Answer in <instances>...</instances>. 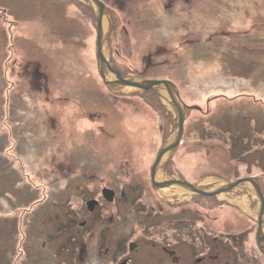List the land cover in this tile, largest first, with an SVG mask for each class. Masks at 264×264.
Masks as SVG:
<instances>
[{"label": "rangeland", "instance_id": "374dc122", "mask_svg": "<svg viewBox=\"0 0 264 264\" xmlns=\"http://www.w3.org/2000/svg\"><path fill=\"white\" fill-rule=\"evenodd\" d=\"M101 1L105 78L94 1L0 0V264H116L117 244L145 239L182 255L154 264L220 242V264H264L255 219L234 206L255 202L250 182L163 197L150 171L174 105L113 82L171 79L190 105L158 179H264V0Z\"/></svg>", "mask_w": 264, "mask_h": 264}, {"label": "water", "instance_id": "95a60500", "mask_svg": "<svg viewBox=\"0 0 264 264\" xmlns=\"http://www.w3.org/2000/svg\"><path fill=\"white\" fill-rule=\"evenodd\" d=\"M92 1L95 2L97 11H98L97 13V54H98L100 72L103 78H105L106 75L104 73L103 68L105 65L110 68V65L108 64L106 57L102 53L103 52L102 26H103V16L104 14H107L106 6L101 0H92ZM115 73L118 76V79L113 80V82L117 83V85H120V84L121 85H131L136 88L143 89V90H153L157 92L158 95L161 94L159 90L161 88H165V90L168 92V95L170 96V99H171L170 102L174 105V108L176 110L177 128L175 130L173 138L163 144L152 166L151 175L153 178L154 187H162V186L169 185V184H177L181 186L184 190L190 193L212 196V195L221 194L222 192L226 190L243 188L240 186H245V184H248L250 182V184L253 186L254 192L256 196L258 197V201H259L260 210L258 211V214L256 216V219L258 222V239H259V242L261 243V246L264 248V244H263V241H264V194L262 192L258 178L256 177L239 178L233 182H224L215 189H207L204 185L200 183H192V182L181 180V179H167V180L157 181L156 171L158 167L160 166V163L163 162L166 156H170L181 142L183 131H184V121L186 117L187 106L183 102L176 84L171 80H168V79L167 80L166 79L157 80V79H144V78L141 80L139 79L132 80V79H129V76L125 77L121 72L117 70L115 71Z\"/></svg>", "mask_w": 264, "mask_h": 264}, {"label": "flooded vegetation", "instance_id": "af4514ba", "mask_svg": "<svg viewBox=\"0 0 264 264\" xmlns=\"http://www.w3.org/2000/svg\"><path fill=\"white\" fill-rule=\"evenodd\" d=\"M198 175L200 176V174ZM173 177L179 178V179L188 178L183 174V172H177L176 174L174 173L168 174V172H166L163 179L173 178ZM241 177L242 176H239L238 178H241ZM187 180H190V179H187ZM260 181H261V185L263 186V178H261ZM151 183H152V178H151ZM89 215L93 216V213H89ZM255 239L257 240V243H259L258 234L256 235ZM219 244L212 243V244L206 245L205 246L206 249L203 250L200 254L199 253L196 254L197 246L191 245L187 249L184 250V253L193 255V257L189 259L190 264H201L204 261H213V260H217V261L213 262L212 264H216V263L220 264L221 263L220 261L224 259V256L222 255V251L224 250V248L221 249L219 247ZM232 246L234 250H238L236 248L237 246L234 241H232ZM158 247H159V244L155 241V239H150V240L145 239L144 244H141L139 240L135 241L133 244H130V243L127 245L117 244L113 251L114 253L111 255V258L112 259L115 258L116 264L117 263L118 264H154V260L156 258L159 259V257L154 258L155 252L156 253L163 252V253L170 255L171 258H174L179 261L182 260V255L178 254L176 245L173 244V247L170 248L168 247V244L162 243L160 245L161 247L160 250L158 249ZM109 248L110 246L108 247V249ZM64 256L66 258L67 254ZM227 259L228 258H226L225 260Z\"/></svg>", "mask_w": 264, "mask_h": 264}, {"label": "bare ground", "instance_id": "6f19581e", "mask_svg": "<svg viewBox=\"0 0 264 264\" xmlns=\"http://www.w3.org/2000/svg\"><path fill=\"white\" fill-rule=\"evenodd\" d=\"M159 92L162 95H164L165 100L168 102V100H169V97L167 96L168 92L166 93L165 90H161V89ZM206 183H207V185H210V187H211V186H216L219 183V181L216 179L209 178L206 180ZM165 186H168V188L164 187V189H162L163 190L162 192L159 191L163 195V197L166 196L165 198H167L168 195H172V194L174 195V194H176V192L182 191V188L177 184H169V185H165ZM241 204L249 212L257 213L260 210L258 197L255 200V202H253L251 205H248L245 202H241ZM263 244H264V241H263Z\"/></svg>", "mask_w": 264, "mask_h": 264}]
</instances>
